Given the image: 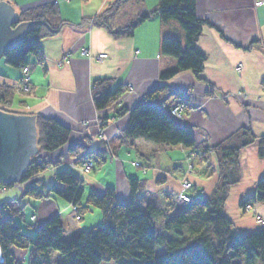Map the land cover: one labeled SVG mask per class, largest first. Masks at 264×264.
Listing matches in <instances>:
<instances>
[{
  "label": "crops",
  "instance_id": "obj_1",
  "mask_svg": "<svg viewBox=\"0 0 264 264\" xmlns=\"http://www.w3.org/2000/svg\"><path fill=\"white\" fill-rule=\"evenodd\" d=\"M6 1L19 14L46 4H53L59 10L57 16L47 18L52 28L60 27V30L41 42L42 64L31 58L36 63L31 71L32 90L28 97L20 98L24 105L19 106L23 108L19 113L53 119L71 130L66 152L59 162L71 160L74 155L68 149L76 147L82 151L91 139L105 148L106 144L95 138L99 121L109 119L104 133L111 150L93 156L96 169L83 175L86 192L104 194L108 187H113L121 200L130 202L129 179L146 180L140 192L145 205L153 204L161 210L172 208V202L181 192L179 180L190 162L187 150L125 139L122 130L130 122L129 115L117 114L119 110L135 107L140 98L163 86L168 93H185L179 99L186 109L177 123L193 131L196 145L189 152L202 155L204 147L222 145L246 127L253 133L255 144L245 147L238 157L240 173L237 166L229 171L231 175L241 174L242 182L231 188L225 213L235 233L246 235L260 229L256 219L242 214L237 205L254 192L257 182L264 177V158L259 157L258 147V139L264 138V0H196L198 18L210 24L203 28L197 40L198 47L207 55L202 79L198 80L188 70L166 82L160 76L178 66L175 58L162 54L160 43L166 37L185 43L180 23L162 22L155 16L138 26L133 36L122 38L96 24L112 7L106 14L107 22L113 28H120L153 10L159 0H124L120 8L117 0ZM102 53L107 58L97 59ZM236 67L241 70L237 71ZM20 76L19 68L13 69L0 61V89L14 87ZM105 79L109 80L110 90L121 88L122 93L115 104L98 110L93 101V86ZM174 97L165 108L174 103ZM202 157L195 160L198 169L189 179L194 184L191 195L204 199L213 193L217 172L208 168L209 161ZM131 162L144 164L147 173H143V167H133ZM35 178L41 181L37 183L41 188L52 186L56 179L55 172L50 171ZM17 195L16 189L6 193L9 199ZM32 205L37 210L34 212L37 219L42 215L43 223L48 217L72 210L67 202L53 197L34 200ZM46 210L50 212L43 214ZM257 211L264 219V205H259Z\"/></svg>",
  "mask_w": 264,
  "mask_h": 264
},
{
  "label": "trees",
  "instance_id": "obj_2",
  "mask_svg": "<svg viewBox=\"0 0 264 264\" xmlns=\"http://www.w3.org/2000/svg\"><path fill=\"white\" fill-rule=\"evenodd\" d=\"M158 3L153 10L142 13L120 28H113L107 23L109 15L106 14L110 11L102 14L96 23L105 26L111 35L122 38L132 36L140 24L155 16L160 17L162 22L176 20L186 34V45L183 46L177 38L166 37L161 41L162 54L175 58L178 66L177 70L168 71L161 77L167 79L178 71L191 70L200 78L207 56L196 43L203 26L209 22L198 18L196 0H159ZM58 13V7L46 4L25 15L19 14L15 25L28 20L37 21V24L27 29L19 45L6 51L5 63L19 68L26 63L28 55L41 54L42 39L54 33L47 17L57 16ZM108 83L109 80L105 79L93 86V101L98 110L113 105L121 93L120 88L111 91L107 87ZM169 96L170 93L162 88L148 93L147 100L130 111V124L123 132L124 138H140L155 145L181 146L191 150L195 146L192 132L175 124L174 119L158 106V103L164 104ZM126 112L128 110H120L118 114L123 116ZM36 125L39 136L37 146L41 152L59 149L70 139L71 131L53 119L39 116ZM254 142L249 131L243 129L222 145L205 148L206 160L209 161L213 153L217 156L222 185L216 188L210 198H193L190 205L183 207L171 219H166L162 229L157 222L161 221L158 218L162 214L156 206L140 210L134 202L124 205L111 187L103 195L87 193L79 176L66 170L58 172L55 176L58 185L51 189V196L77 208L80 219L85 220L88 212L99 209L103 223L85 229L67 241L63 239V220L60 215L49 218L45 224L32 231L24 232L15 222L14 212L7 210V203H4L0 206L2 264H20L13 253L14 249L29 250V264H52L53 252L62 257L58 264H264V228L248 236H237L224 213L228 188L233 183L227 170L236 169L235 158L241 148ZM260 147V157H264L263 139ZM44 168V165L32 160L22 180L33 179L43 173ZM131 185L135 193L137 180L131 179ZM257 190V194L247 198L246 203H264V180L259 181ZM29 191L37 200L44 197L43 190L37 189L34 184ZM159 245L166 247L163 254H157Z\"/></svg>",
  "mask_w": 264,
  "mask_h": 264
},
{
  "label": "rangeland",
  "instance_id": "obj_3",
  "mask_svg": "<svg viewBox=\"0 0 264 264\" xmlns=\"http://www.w3.org/2000/svg\"><path fill=\"white\" fill-rule=\"evenodd\" d=\"M143 1V0H142ZM141 1V2H142ZM121 4L124 5V0H121ZM121 6V5H120ZM119 6V8H120ZM113 8L112 7H109L107 11H110L112 10ZM118 9V8H117ZM30 11V10H29ZM29 11H26L25 13H28ZM109 14V13H108ZM25 15V14H24ZM142 15V14H141ZM140 16V15H139ZM158 17V16H157ZM138 18V17H137ZM160 18V17H159ZM135 20V19H134ZM30 21V20H28ZM147 21V20H146ZM132 22V21H131ZM145 22V21H144ZM22 23V22H21ZM108 23V22H107ZM130 23V22H129ZM20 24V23H18ZM17 24V25H18ZM97 24V23H96ZM128 24V23H127ZM125 24V25H127ZM143 24V23H142ZM17 25H14L12 26V29H15V27ZM35 25V24H34ZM98 25V24H97ZM123 25V26H125ZM141 25V24H140ZM139 25V26H140ZM181 25V24H180ZM209 25V24H207ZM207 25H204L203 28ZM31 26V25H30ZM29 26V27H30ZM99 26V25H98ZM102 26V25H100ZM28 27V28H29ZM50 27V26H49ZM104 28H106L105 26H103ZM182 27V26H181ZM27 28V29H28ZM48 28V27H47ZM202 28V30H203ZM26 29V30H27ZM53 30H60V27H54V28H51ZM107 29V28H106ZM183 29V28H182ZM201 30V32H202ZM28 31V30H27ZM26 31V32H27ZM184 31V30H183ZM58 31H55L53 33V35L55 33H57ZM134 32V31H133ZM202 34V33H201ZM26 35V33H25ZM24 35V37H25ZM51 36V35H50ZM133 36V34H132ZM201 36V35H200ZM199 36V37H200ZM24 37L22 38V40L24 39ZM131 37V36H130ZM48 38V37H46ZM46 38H43V39H46ZM168 38V37H167ZM42 39V41H43ZM173 39V38H172ZM199 39V38H198ZM21 40V42H22ZM179 40V39H178ZM41 41V42H42ZM180 41V40H179ZM20 42V43H21ZM185 42H186V34H185ZM19 43V44H20ZM180 43L185 46L186 44L185 43H182L180 41ZM17 44V45H19ZM197 44V43H196ZM16 45V46H17ZM41 46V45H40ZM198 46V44H197ZM200 49V48H199ZM40 50H41V47H40ZM201 50V49H200ZM205 54V53H204ZM207 56V55H206ZM34 57L35 60L39 63L42 64V60H43V54H42V50H41V54H38L37 55H34V54H30L27 56L26 60H25V64H23L21 67H19V70H20V73H21V76L20 78L18 79V84H16L14 87H5L4 89H0V109L3 110L4 112H7V113H13V114H16V115H27L25 113H19L21 110L20 109H23V108H20L21 106L23 107L24 104H22L20 102V98H24V97H28L29 94H31V90H32V83H31V75H32V68L35 66V62L33 63V61L31 60V58ZM97 59L99 60H102V59H106L107 58V54L106 53H102V54H99L96 56ZM0 61H4V57L0 59ZM207 61V60H206ZM205 61V62H206ZM13 69H17V68H14L12 67ZM177 70V69H175ZM241 68H237V71H240ZM174 71V70H173ZM191 71V70H190ZM204 71V70H203ZM179 72H182V71H178L177 73ZM192 72V71H191ZM193 73V72H192ZM203 73V72H202ZM202 73H201V77L200 78H197L196 75V78L199 80V79H202ZM194 74V73H193ZM177 74H175L173 77H175ZM161 77V76H160ZM171 77V78H173ZM171 78H167V79H163L161 77V80L162 82H166L167 80L171 79ZM263 91H264V79H263ZM1 87V86H0ZM157 88H162V89H166L165 87L163 86H158L156 87L155 90H157ZM130 90V89H129ZM132 90V89H131ZM167 92H168V89H166ZM112 91V90H111ZM154 91V90H153ZM152 92V91H151ZM150 93V92H149ZM148 94V93H147ZM185 95L184 92H178L175 94L173 93H170V96L168 98H171L173 96H175L174 98V103H171L170 104V107H168L172 113H176L177 114V110L178 112L181 111L182 109H186L184 108L185 107V104H183V100H180L179 98H182L183 96ZM147 96V95H146ZM146 96L145 97H142L140 98V102H145L147 99H146ZM19 100V102H18ZM14 101H16L14 103ZM167 103V102H165ZM13 104L15 106H13ZM20 106V107H19ZM180 106H183L182 108ZM135 108V107H134ZM134 108H125V109H122V110H128V112H126L127 115H129L130 117V111H132V109ZM125 114V116H126ZM27 116H33V115H27ZM119 116V115H118ZM37 117L39 116H35V131H36V141H35V146H37V142L39 140V136H38V129H37V125H36V120H37ZM121 117V116H119ZM118 118V117H117ZM116 118V119H117ZM107 121H109L108 118H105L104 120H101L99 121L98 123V127H97V135H96V138L97 140H99L100 142H103L106 144L105 148H101V144H99V146L96 144V142L94 143V139L90 140V142H88V145L82 150V151H79L78 148L76 149V147H72L69 150V152H71V154L74 155L73 159H68V163L69 167L66 166V163L65 161L62 162V164L59 162V158H63V155L64 153L66 152L65 149L66 147L68 146V142L61 148L59 149H56V150H53V151H40L39 148H38V151L35 152L34 154H32L31 156V162L30 164L32 163V160H36V162L38 164H41L42 166L44 165V169H43V172H46V170L50 171V172H55V176L58 172H62L64 170L66 171H69L71 173H73L74 175H77L80 177V175L82 174H85L86 173H90L91 171L95 170L96 169V165L94 164V157H96L95 155L99 152H105V153H108L110 152L111 150V144L109 143V141L106 140V133H104L105 131V127L107 126ZM60 124V123H59ZM63 125V124H61ZM64 126V125H63ZM67 128V127H66ZM69 129V128H67ZM244 130L246 131H249L250 133V137H253L254 140H256V138L253 136V133L250 131V129L248 127L246 128H243ZM70 130V129H69ZM124 130L126 129H123L122 132H124ZM71 131V130H70ZM192 131V130H191ZM193 133V131H192ZM71 134V133H70ZM104 134V135H103ZM233 135H236V133H234ZM194 137V136H193ZM131 139V138H130ZM137 139H140V138H137ZM137 139H134V140H137ZM262 139L264 140V138L262 137L261 139H258L259 142H258V147H259V157H260V142L262 141ZM70 140V139H69ZM142 140V139H141ZM144 141V140H143ZM145 142V141H144ZM148 143V142H147ZM255 144V142L253 143ZM251 144V145H253ZM195 145H196V140H195ZM250 145H247V146H244L245 147H248ZM38 147V146H37ZM195 147V146H194ZM193 147V148H194ZM208 146L204 147L202 149V155H199V153H196V152H189L188 149H185L187 150L188 154H187V160L190 161L188 163V168L187 170L185 171V173L182 175L181 179L179 180V183L181 185V192L175 197L174 201L172 202L173 206L172 208H165V209H160L156 206L160 211H161V214H162V217H159L158 219H161V221H157L158 222V225L160 226V228L162 229V225L164 223V221L166 219H171L175 213H177L178 211H180L181 209H183V207L187 206V205H190L191 202H192V199L193 198H198V196L196 195H191V191L193 190V182L190 181V177L192 176L193 173H196V159H198V157H205L206 158V155L207 153H205L204 149L207 148ZM212 147H216L215 146H212ZM212 147H208V148H212ZM183 148V147H182ZM244 148H241L240 152L242 150H244ZM184 149V148H183ZM192 149V148H191ZM186 152V153H187ZM239 152V154H240ZM239 154L237 156V158H235L236 161V166H237V169L238 171L240 170V167H239V162H238V157H239ZM202 157V158H203ZM260 158H264V157H260ZM207 159V158H206ZM217 159V156L215 153H213L210 158H209V165H208V168H211L213 172H217L216 173V177H217V181L216 183L214 184V188L212 190V194L210 195V197H212L214 195V191L216 190V188H218L220 185H222V181H221V173H220V170H219V166H218V160ZM193 160V162H192ZM195 161V162H194ZM211 162L213 164H211ZM133 167H143V173H147V167H145V165L141 164V163H137V162H131ZM29 164V165H30ZM201 164V163H200ZM199 164V165H200ZM28 165V167H29ZM86 165H89L88 167H86ZM27 167V168H28ZM207 167V166H206ZM196 168V169H195ZM227 170V169H226ZM232 168H229L227 170V172L231 171ZM236 172V171H235ZM26 173V171H25ZM240 173V171H239ZM43 173L40 174V176L42 175ZM24 175V173H23ZM39 175L35 176V177H38ZM229 176H230V180H232L231 182H233L229 188H228V196H227V199L230 195V190L231 188L235 187V185L237 184H240L242 182L241 180V174H235V175H231L229 173ZM33 177V179H30V180H22V176L20 177V181L19 182H15V181H12L10 183H7V187H5L4 185H1L0 186V206H2V204H6V208L7 210L9 211H12L14 212V220L15 222L18 223V225H20L23 229V231H32L35 229V227H39L43 224H45V222L49 219V218H52L54 216H51V217H48V219H46L43 223V218H42V215L37 219V216H36V209L35 207L32 205V202L34 201L35 197H32L31 196V192L29 191L30 190V187L34 185H36V188L37 189H42L43 190V194H44V197L42 199H39L38 201H44V199H47L48 197H53L51 196L52 195V191L51 189L52 188H55V186L58 185V182H57V179H55L54 183L52 184V186L50 187H40L37 183H41V181H38V180H35L36 178ZM22 180V181H21ZM137 180V188H136V192L133 193L132 192V185H131V179H129V185H130V193L132 195V198L130 200V202H124L123 200L120 199V197L117 196V192L116 190L114 189L115 191V196H117V199L123 203L124 205H129L131 202H134L135 203V206H138L139 209L141 210H144L146 209L147 207L153 205V204H147L145 205L144 201L141 200V196H140V192L143 191L144 189V186L146 185V180H141L140 179H135ZM264 180V177L261 178L259 181H262ZM144 181V183H143ZM259 181L257 182V184L259 183ZM144 184V186L142 187V185ZM257 184L256 186L254 187V192H251L250 195L246 196L244 199H241L240 202L238 203L237 207L239 209V211L246 215L248 214V216H251L253 219H256V222H258V225L260 226V229L264 228V219L262 217H260L258 215V211H257V208L259 205H264V203H260V202H257V203H253V202H247L246 203V200L247 198H250V197H254L256 194H257ZM82 186H83V182H82ZM109 188V187H108ZM12 189H16L18 190L19 192V195L16 196V198H12V199H9L8 196H6V193H8L9 191H12ZM108 190V189H107ZM106 190V191H107ZM106 191L104 193H106ZM92 192V191H91ZM94 193V192H93ZM96 194V193H95ZM9 195V194H8ZM97 195V194H96ZM98 195H103V194H98ZM35 196V195H33ZM209 197V198H210ZM54 198V197H53ZM56 198V197H55ZM59 199V198H58ZM227 199L225 200V206H224V213H225V207H226V204H227ZM37 199H35L36 201ZM242 204H244V206L242 207ZM171 205V204H170ZM54 206H57V203L55 202ZM52 205V208L54 207ZM70 208L72 209L71 212H66V213H63L65 215H61V220H63V230H64V237L63 239L64 240H67L68 239H71V238H74L76 236H78L79 233L85 231V229H88V228H92V227H95V226H99V224L103 223V218H101L100 216L101 213H100V210L98 209H93L91 212H88V215L85 216V220L84 219H80V216L78 214V210L77 208H75L73 205H70ZM35 212V213H34ZM47 212H50L49 210H46L43 214L47 213ZM34 213V214H32ZM225 215L227 216V214L225 213ZM228 217V216H227ZM37 219V221H36ZM164 219V220H163ZM229 219V218H228ZM42 220V221H41ZM95 222V223H94ZM231 222V221H230ZM38 223V224H37ZM91 226V227H88L86 228L87 226L85 225H88ZM81 226L85 227V229H81ZM232 226H233V223H232ZM259 229V230H260ZM258 230V231H259ZM234 232V231H233ZM255 232V231H254ZM235 233V232H234ZM253 232L251 233H248V234H252ZM237 236L238 235H243L242 233H235ZM248 234L246 235H243V236H248ZM166 247L162 246V245H159L158 246V249H157V254H163L164 251H165ZM13 253L16 255L17 259H18V262H20V264H29L30 263V259H31V254L29 253V250H20V249H14L13 250ZM1 255L0 254V261L2 262L1 260ZM62 260V257L59 255V253H55L53 252V255L51 257V263L52 264H58L60 263V261ZM105 264H115L114 262H111V263H105ZM256 264H261L259 262H257Z\"/></svg>",
  "mask_w": 264,
  "mask_h": 264
},
{
  "label": "water",
  "instance_id": "obj_4",
  "mask_svg": "<svg viewBox=\"0 0 264 264\" xmlns=\"http://www.w3.org/2000/svg\"><path fill=\"white\" fill-rule=\"evenodd\" d=\"M16 16L17 12L9 4L0 2V59L21 42L30 25L37 24V21H26L12 29ZM35 116L16 115L0 109V184L19 182L32 154L38 151Z\"/></svg>",
  "mask_w": 264,
  "mask_h": 264
},
{
  "label": "bare ground",
  "instance_id": "obj_5",
  "mask_svg": "<svg viewBox=\"0 0 264 264\" xmlns=\"http://www.w3.org/2000/svg\"><path fill=\"white\" fill-rule=\"evenodd\" d=\"M2 1H3V2L5 1L7 4H9V5L12 7V5H11L10 3H8L6 0H0V2H2ZM117 2L120 4V3H121V0H117ZM196 4H197V3H196ZM12 8H13V7H12ZM13 9H14V8H13ZM14 12H17L16 20H18L17 18H18V16H19V12H18L17 10H15V9H14ZM197 16H198V15H197ZM25 22H26V21H25ZM13 26H14V25H13ZM204 64H205V63H204ZM204 68H205V65H204ZM237 68H239V67H236V70H237ZM203 70H204V69H203ZM120 89H121V88H120ZM129 89H131V88H129ZM115 90H116V89H115ZM115 90H114V91H115ZM121 93H122V89H121ZM121 93H120L118 99L120 98ZM118 99H117L115 102H117ZM170 99H171V98H169L168 100H170ZM168 100H167L166 102H168ZM140 103H142V102H138L137 105L140 104ZM114 104H115V103H114ZM137 105H136V106H137ZM165 105H166V103H164V104H159V103H158L159 108L162 109L163 111H165L167 114H169V116H170L172 119H174L175 124H177L178 126L183 127L182 125L178 124L177 121L182 117V113L185 111V109H182V110L179 111V112L177 111V114H176V113H172L171 110H170L169 108H165V107H164ZM136 106H135V107H136ZM180 107L182 108L183 106H180ZM133 108H134V107H133ZM184 108H185V107H184ZM119 111H120V110H119ZM117 114H118V113H117ZM118 115H119V114H118ZM119 116H121V115H119ZM124 116H125V115H123V116H121V117H124ZM129 118H130V117H129ZM129 124H130V122H129ZM129 124L126 126V128L129 126ZM126 128H125V129H126ZM183 128H185V127H183ZM185 129H187V128H185ZM187 130L191 131V129H187ZM191 132H192V131H191ZM192 134H193V133H192ZM103 135H104V134H103ZM193 136H194V134H193ZM106 140L108 141V137H106ZM195 140H196V139H195ZM102 142H103V140H102ZM104 142H105V141H104ZM104 142H103V143H104ZM150 143H151V142H150ZM152 144H153V143H152ZM154 145H155V144H154ZM159 145H160V144H159ZM159 145H156V146H159ZM162 146H163V145H162ZM164 146H165V145H164ZM167 147H169V146H167ZM171 147H173V146H171ZM177 147H179V146H177ZM72 159H73V158H72ZM67 165H69V163H68L67 160H66V166H67ZM67 167H69V166H67ZM27 170H28V169H27ZM27 170H26V171H27ZM46 172H49V171L46 170ZM24 175H25V173H24ZM24 175L22 174V176H24ZM83 175H84V174L80 175V177H79L80 180H81V182H83ZM21 181H22V180H21ZM24 181H25V180H24ZM1 185H4L5 187H7V183H1L0 186H1ZM87 193H88V192H87ZM61 200H62V199H61ZM64 202H65V201H64ZM67 203H68V202H67ZM68 204H69V203H68ZM69 205H71V204H69ZM56 215H57V214H56ZM56 215H55V216H56ZM58 215L61 216V215H65V214L62 213V214H58ZM81 229H82V228H81ZM1 260H2V255H1ZM0 264H2L1 261H0Z\"/></svg>",
  "mask_w": 264,
  "mask_h": 264
},
{
  "label": "built area",
  "instance_id": "obj_6",
  "mask_svg": "<svg viewBox=\"0 0 264 264\" xmlns=\"http://www.w3.org/2000/svg\"><path fill=\"white\" fill-rule=\"evenodd\" d=\"M178 111V110H177ZM89 165H86V167H88Z\"/></svg>",
  "mask_w": 264,
  "mask_h": 264
}]
</instances>
